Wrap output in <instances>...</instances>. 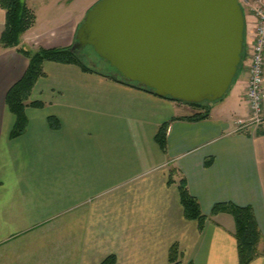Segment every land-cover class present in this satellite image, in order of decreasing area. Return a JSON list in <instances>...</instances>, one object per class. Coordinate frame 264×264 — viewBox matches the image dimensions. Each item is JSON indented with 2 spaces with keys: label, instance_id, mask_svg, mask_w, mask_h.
Listing matches in <instances>:
<instances>
[{
  "label": "crops",
  "instance_id": "0c3cea01",
  "mask_svg": "<svg viewBox=\"0 0 264 264\" xmlns=\"http://www.w3.org/2000/svg\"><path fill=\"white\" fill-rule=\"evenodd\" d=\"M73 2L43 1L58 14L39 31L65 37L49 48L73 44L85 15L59 23ZM5 24L0 6V40ZM32 29L21 36L30 49ZM28 65L0 41V264H102L111 256L114 264H171L173 245L182 264H238L233 217L211 215L224 202L252 207L262 252L250 264H264V122L236 129L249 114L246 87L244 118L233 122L225 102L191 106L76 63L45 61L30 96L43 106L25 108L26 129L13 137L6 96ZM207 109L206 118L188 119ZM163 124L165 151L155 138ZM182 178L207 216L202 227L185 217Z\"/></svg>",
  "mask_w": 264,
  "mask_h": 264
},
{
  "label": "water",
  "instance_id": "95a60500",
  "mask_svg": "<svg viewBox=\"0 0 264 264\" xmlns=\"http://www.w3.org/2000/svg\"><path fill=\"white\" fill-rule=\"evenodd\" d=\"M244 29L238 0H98L71 50L91 45L124 81L161 97L210 104L235 79Z\"/></svg>",
  "mask_w": 264,
  "mask_h": 264
},
{
  "label": "trees",
  "instance_id": "16d2710c",
  "mask_svg": "<svg viewBox=\"0 0 264 264\" xmlns=\"http://www.w3.org/2000/svg\"><path fill=\"white\" fill-rule=\"evenodd\" d=\"M0 6L6 12L5 29L1 35V45L4 48H16L18 52L26 56L29 60V65L23 77L16 82L8 91L6 96V104L9 110L16 116V123L12 136L16 137L23 133L27 126L25 117V108L27 106L42 107L43 103L31 101V92L39 77L44 75L43 63L45 61H56L63 63H76L85 71H95L102 73L125 84L137 86L136 83L124 81L121 76L114 74H105L98 71L95 67L86 65L80 57L81 51L73 52L71 46L63 48H39L30 49L21 45V36L29 30L35 23L36 16L33 11L27 6L24 0H0ZM235 80V79H234ZM233 84V83H232ZM154 93L149 88H141ZM171 100V97H165ZM177 101V100H176ZM195 106L208 105L209 103H189ZM208 109L205 113L195 114L188 117L191 120L203 119L208 116ZM167 130L168 124H163L159 127L155 138L163 151L167 146ZM262 132V131H261ZM211 160L206 161V165L210 164ZM179 191L181 203L184 209V214L187 219L199 221L200 227L206 221L207 216L201 211L199 201L190 194L185 178L180 179ZM220 212L229 213L235 223V238L237 241V250L239 263L250 264L255 258L261 254L262 233L257 223L254 211L251 206H239L233 202L217 203L211 210V215H216ZM181 253L177 245H173L169 251V261L171 264H182ZM113 256L107 258L102 264H114Z\"/></svg>",
  "mask_w": 264,
  "mask_h": 264
},
{
  "label": "rangeland",
  "instance_id": "374dc122",
  "mask_svg": "<svg viewBox=\"0 0 264 264\" xmlns=\"http://www.w3.org/2000/svg\"><path fill=\"white\" fill-rule=\"evenodd\" d=\"M43 1L45 0H25L27 6L33 11L36 16L35 23L32 26L33 29L31 31L33 32L32 38H35V41L37 43L35 44V48L31 47L32 49L49 48V44L55 43L65 38L60 33L39 31L40 28H46L47 26L51 25L52 22L56 21L55 16L56 14H58V8L49 6L50 3L45 4L43 3ZM96 1L98 0H74L71 5L66 6L64 19L63 16L60 15L62 18L59 20V23H66V25H68L75 19L77 20L79 16L85 15L89 7L93 5ZM245 20L246 24L250 25L252 18L249 15L245 14ZM82 51L83 52L82 54H80V57L85 64L93 66L98 71L103 72L105 74L116 73L115 68L112 67L107 60L100 57L91 45H87L85 48H83ZM83 53L85 54V58ZM245 54L246 44L244 41L242 51L243 59L245 58ZM247 76L248 75L244 69V63L242 61L238 67V71L235 76V80L233 81V84L231 85L227 93L223 96V98L218 101V103L225 102L234 106L235 111L230 113L231 121L233 122L235 120L244 118V116L238 117L240 115L238 114V111H240V108L242 109V111L245 110V103L244 100H242V97L246 87L245 81ZM187 105L195 106L189 103H187Z\"/></svg>",
  "mask_w": 264,
  "mask_h": 264
},
{
  "label": "built area",
  "instance_id": "2783aa9c",
  "mask_svg": "<svg viewBox=\"0 0 264 264\" xmlns=\"http://www.w3.org/2000/svg\"><path fill=\"white\" fill-rule=\"evenodd\" d=\"M247 15L252 18L246 24L244 41L245 58L242 59L247 72L246 101L248 118L236 123L238 131L248 132L264 122V0H239Z\"/></svg>",
  "mask_w": 264,
  "mask_h": 264
}]
</instances>
